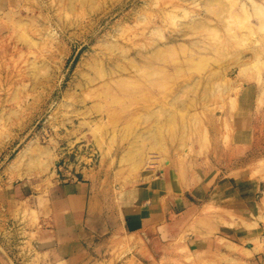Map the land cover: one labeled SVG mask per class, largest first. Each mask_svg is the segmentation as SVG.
Returning <instances> with one entry per match:
<instances>
[{
	"label": "rangeland",
	"instance_id": "rangeland-1",
	"mask_svg": "<svg viewBox=\"0 0 264 264\" xmlns=\"http://www.w3.org/2000/svg\"><path fill=\"white\" fill-rule=\"evenodd\" d=\"M67 171L106 205L211 191L143 260L115 235L99 264H264V0H0V264H38Z\"/></svg>",
	"mask_w": 264,
	"mask_h": 264
},
{
	"label": "crops",
	"instance_id": "crops-1",
	"mask_svg": "<svg viewBox=\"0 0 264 264\" xmlns=\"http://www.w3.org/2000/svg\"><path fill=\"white\" fill-rule=\"evenodd\" d=\"M164 185L166 188L173 187L166 182ZM161 186L162 183L157 180L150 187L120 192L110 205H106L105 199L95 192L93 184L80 175L68 171L57 175L37 209L36 262H105L109 259V245L115 235L132 238L135 256L143 260L144 255H147L145 250L161 245L173 235L180 216L194 208V200L206 199L211 192L210 189L199 187V183L188 193L164 195ZM217 187L222 190L220 194H215L217 200L237 196L233 186L223 187L220 184ZM29 194L25 184L12 186L11 195L14 199L26 198ZM112 217L116 224H112ZM192 245L196 248V244Z\"/></svg>",
	"mask_w": 264,
	"mask_h": 264
}]
</instances>
